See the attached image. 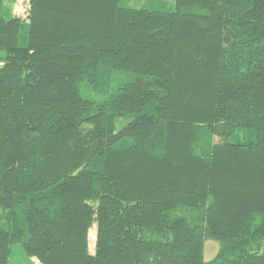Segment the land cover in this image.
<instances>
[{"label": "trees", "instance_id": "trees-1", "mask_svg": "<svg viewBox=\"0 0 264 264\" xmlns=\"http://www.w3.org/2000/svg\"><path fill=\"white\" fill-rule=\"evenodd\" d=\"M9 1L0 264H264V0Z\"/></svg>", "mask_w": 264, "mask_h": 264}, {"label": "rangeland", "instance_id": "rangeland-1", "mask_svg": "<svg viewBox=\"0 0 264 264\" xmlns=\"http://www.w3.org/2000/svg\"><path fill=\"white\" fill-rule=\"evenodd\" d=\"M150 1L152 0H130L128 5L133 6L135 8H150L152 10H165V11H171L174 9V4H175V0H162L165 5V7L163 8L162 3L158 2L157 5H152L150 6ZM7 5L10 6L13 9V12L16 16L22 18L23 20H27L29 18L30 15V0H10L9 2H7ZM3 66V54L0 52V67ZM127 123V121L122 120L119 121L117 123V129H121L123 128V126ZM95 238H96V227H94L91 231H90V251L92 254H94L95 249L94 246L96 245L95 242ZM219 249V245L215 242L209 241L206 246H205V259L206 261H210L212 260ZM21 249L19 248H15L14 249V254L12 257V264H31L29 263L23 252L20 251ZM33 264H41L39 262V260L37 259H33L32 260Z\"/></svg>", "mask_w": 264, "mask_h": 264}]
</instances>
